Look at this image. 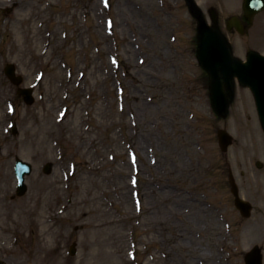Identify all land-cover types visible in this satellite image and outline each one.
<instances>
[{
	"label": "rangeland",
	"instance_id": "rangeland-1",
	"mask_svg": "<svg viewBox=\"0 0 264 264\" xmlns=\"http://www.w3.org/2000/svg\"><path fill=\"white\" fill-rule=\"evenodd\" d=\"M197 2L209 23L218 14L236 55L264 51V13L242 37L226 21L243 0ZM196 36L186 0H0L3 264H241L248 241L230 231L239 215L227 207L216 132L247 121L215 113ZM11 62L20 86L34 87L32 105L5 74ZM17 157L32 164L23 196Z\"/></svg>",
	"mask_w": 264,
	"mask_h": 264
},
{
	"label": "water",
	"instance_id": "water-1",
	"mask_svg": "<svg viewBox=\"0 0 264 264\" xmlns=\"http://www.w3.org/2000/svg\"><path fill=\"white\" fill-rule=\"evenodd\" d=\"M189 1L194 14L200 22L199 59L204 68L208 70L211 75V94L215 109L221 115L226 113L228 97L225 89L227 88L229 92L232 91V78L237 75L242 83L250 85L254 89L264 123V94L261 93V90L258 91V87H260L264 79L260 81L261 77H258L257 80L255 78L248 77L245 64L241 63L239 60H236L235 63L232 62V59L234 58H232L230 49L221 34L218 30L210 28L205 23L202 13L195 4L194 0ZM248 2L250 3L252 10H258L259 8L261 9L264 7V0H248ZM255 60L256 62L259 60V68L261 69L260 72L264 74V58H258L255 55L252 56L250 61L251 67L253 63H255ZM254 71L257 73L258 68H254ZM223 136L224 131H220L222 145L226 146L228 137Z\"/></svg>",
	"mask_w": 264,
	"mask_h": 264
},
{
	"label": "flooded vegetation",
	"instance_id": "flooded-vegetation-1",
	"mask_svg": "<svg viewBox=\"0 0 264 264\" xmlns=\"http://www.w3.org/2000/svg\"><path fill=\"white\" fill-rule=\"evenodd\" d=\"M243 132V143H240L245 147L241 164L246 170L241 171L240 189L253 207L252 216L244 220L248 221V232L255 242L260 244L264 253V136L262 131L257 129H247Z\"/></svg>",
	"mask_w": 264,
	"mask_h": 264
},
{
	"label": "bare ground",
	"instance_id": "bare-ground-1",
	"mask_svg": "<svg viewBox=\"0 0 264 264\" xmlns=\"http://www.w3.org/2000/svg\"><path fill=\"white\" fill-rule=\"evenodd\" d=\"M232 58H233V57H232ZM236 60H237V59H232V62H233V63H235V62H236ZM54 227H55V225H54Z\"/></svg>",
	"mask_w": 264,
	"mask_h": 264
}]
</instances>
